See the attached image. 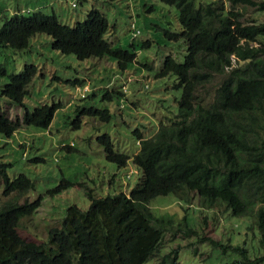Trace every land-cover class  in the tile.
<instances>
[{"label": "trees", "instance_id": "obj_1", "mask_svg": "<svg viewBox=\"0 0 264 264\" xmlns=\"http://www.w3.org/2000/svg\"><path fill=\"white\" fill-rule=\"evenodd\" d=\"M160 1L177 9L179 30H165V36L180 37L185 43L181 60L167 53L155 72L175 77L174 85L180 87L177 112L161 116L150 135L135 130L136 148L130 155L114 150L108 134L97 137L106 159L118 166L130 159L140 169L136 182L128 193H88L85 208L68 204L59 225L48 227L37 241L28 240L18 233V221L37 208L40 196L18 202L32 182L21 172L10 178L6 173L10 163L0 161L1 194L12 193L0 202V264H181L178 245L162 251L164 233L169 232L168 241L177 233L187 236L195 230L185 215L175 227L174 220L154 215L148 206L151 198L167 193L183 201L196 197L204 210L222 205L223 215L246 216L247 227L256 228L257 246L264 248V17L243 21L235 9L247 4L262 13L264 0H226L227 5L225 0ZM107 26L105 15L95 6L73 25L41 10L27 15L13 12L0 23V45L23 48L41 32L51 37L53 49L78 59L112 57L123 70L134 59V51L109 44L103 37ZM133 26L134 36L139 30ZM232 56L241 62L232 64ZM34 71L33 64L25 63L9 73L1 94L9 102L21 103ZM214 75L219 79L213 93L201 102L197 90ZM75 82L84 84L81 79ZM114 90L125 94L123 84ZM103 96L110 92L105 90ZM57 105L38 104L13 119L0 111V134L10 136L19 123L47 127ZM82 112L109 118L107 109L90 106ZM205 239L211 248L234 251L237 255L230 264L264 261V249L256 253L244 242L196 236V242Z\"/></svg>", "mask_w": 264, "mask_h": 264}, {"label": "rangeland", "instance_id": "obj_2", "mask_svg": "<svg viewBox=\"0 0 264 264\" xmlns=\"http://www.w3.org/2000/svg\"><path fill=\"white\" fill-rule=\"evenodd\" d=\"M91 6L97 7L107 19L103 37L109 44L134 51V59L123 70L112 57L78 59L71 53L53 49L51 37L41 32L33 34L23 48L0 45V63L5 68V73L0 74V88L9 73L18 72L25 63L35 66L21 103L9 102L0 92V111L13 119L38 104L58 103L47 127L19 123L10 136L0 134V161L10 163L7 175L11 178L21 172L32 182V187L17 201L40 196L37 208L18 221V233L28 240L37 241L44 237L48 227L59 225L68 204L85 208L88 193L90 196L128 193L136 182L140 169L130 159L121 166L106 159L103 145L97 140L99 135L108 134L114 150L130 155L136 148L135 130L150 135L161 116L177 112L180 87L174 85L175 77L155 76L165 54L181 60L185 52L182 38L168 39L164 34L165 30H179L173 4L160 0H0V23L13 12L27 15L41 10L54 13L63 24L73 25L84 19ZM235 9L240 11L243 21L264 17V10L259 13L247 4L235 5ZM130 23L139 30L134 36ZM231 62L241 61L232 56ZM79 79L83 85L75 82ZM218 79L214 75L199 87L201 102L210 99ZM121 84L124 95L111 91ZM81 89H86L83 96ZM105 90L110 96H103ZM90 106L107 109L109 118L102 120L82 112ZM1 188L0 184V202L12 195L1 194ZM148 206L154 215L174 220L175 227L176 221L185 215L187 225L195 230L187 236L177 233L168 241L170 234L164 233L166 246L162 251L178 245L181 264H230L236 257L232 250L211 248L206 239L196 242L198 234L220 241L244 242L249 249L255 248L256 253L264 249L256 244V228L247 227L249 218L223 215L222 205L204 210L197 206L196 197L183 201L167 193L151 198ZM204 214L207 217L203 219Z\"/></svg>", "mask_w": 264, "mask_h": 264}, {"label": "clouds", "instance_id": "obj_3", "mask_svg": "<svg viewBox=\"0 0 264 264\" xmlns=\"http://www.w3.org/2000/svg\"><path fill=\"white\" fill-rule=\"evenodd\" d=\"M71 4L73 5V2H71ZM130 27L132 28V24H130ZM87 89V88H86ZM85 89V90H86ZM82 90V89H81ZM85 90H82V92H81V94L83 93V91H85ZM83 95V94H82Z\"/></svg>", "mask_w": 264, "mask_h": 264}]
</instances>
